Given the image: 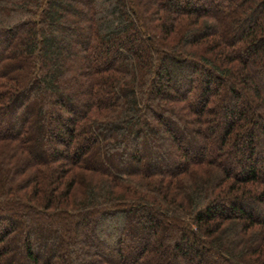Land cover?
Instances as JSON below:
<instances>
[{
	"label": "trees",
	"instance_id": "1",
	"mask_svg": "<svg viewBox=\"0 0 264 264\" xmlns=\"http://www.w3.org/2000/svg\"><path fill=\"white\" fill-rule=\"evenodd\" d=\"M3 220L0 264H264V0H0Z\"/></svg>",
	"mask_w": 264,
	"mask_h": 264
},
{
	"label": "rangeland",
	"instance_id": "2",
	"mask_svg": "<svg viewBox=\"0 0 264 264\" xmlns=\"http://www.w3.org/2000/svg\"><path fill=\"white\" fill-rule=\"evenodd\" d=\"M3 222H4V220L0 222V228L3 227Z\"/></svg>",
	"mask_w": 264,
	"mask_h": 264
}]
</instances>
